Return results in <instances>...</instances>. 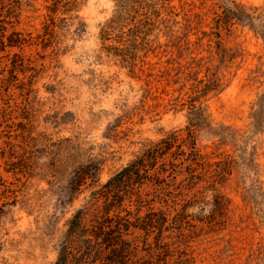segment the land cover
<instances>
[{"label":"rangeland","instance_id":"rangeland-1","mask_svg":"<svg viewBox=\"0 0 264 264\" xmlns=\"http://www.w3.org/2000/svg\"><path fill=\"white\" fill-rule=\"evenodd\" d=\"M48 3L21 0L13 27L28 41L0 52V264H53L73 212L95 215L91 192L149 141L183 132L191 105L205 117L191 193L226 208L216 225L197 223L189 254L264 264V0H169L131 68L101 47L112 0H82L53 26ZM224 159L218 179L208 163ZM89 162L96 181L71 195L72 171Z\"/></svg>","mask_w":264,"mask_h":264},{"label":"trees","instance_id":"trees-1","mask_svg":"<svg viewBox=\"0 0 264 264\" xmlns=\"http://www.w3.org/2000/svg\"><path fill=\"white\" fill-rule=\"evenodd\" d=\"M112 1L111 16L99 26L101 47L131 68L149 36L161 30L160 24L165 21L162 12L169 0ZM81 2L49 0L46 9L52 14V26L58 14L71 17ZM20 6L21 0H0V52L28 41L13 27ZM242 13L224 7L221 16L240 18ZM172 17L169 20L177 23ZM189 109L183 132L172 130L149 141L91 192L99 207L95 215L88 216L85 207L73 212L53 264H195L188 249L197 223L216 225L226 207L216 195L208 200L203 194L197 197L191 193L204 170L195 131L205 123V117L199 107L191 105ZM225 160L208 163L218 179L229 174L230 162ZM97 170L92 162L74 168L69 178L70 194L95 182ZM205 205L210 208L207 213ZM195 206H201L200 211L190 213L188 210Z\"/></svg>","mask_w":264,"mask_h":264}]
</instances>
